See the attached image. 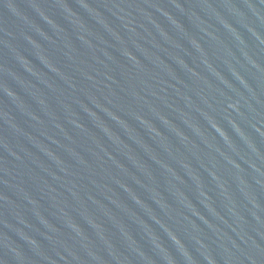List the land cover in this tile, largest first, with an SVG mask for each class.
<instances>
[{
  "label": "water",
  "instance_id": "water-1",
  "mask_svg": "<svg viewBox=\"0 0 264 264\" xmlns=\"http://www.w3.org/2000/svg\"><path fill=\"white\" fill-rule=\"evenodd\" d=\"M0 264H264V0H0Z\"/></svg>",
  "mask_w": 264,
  "mask_h": 264
}]
</instances>
